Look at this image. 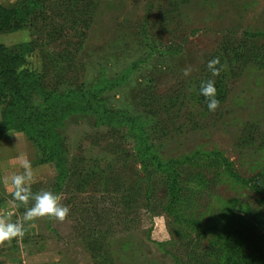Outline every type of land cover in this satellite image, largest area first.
I'll return each mask as SVG.
<instances>
[{
  "label": "rangeland",
  "instance_id": "1",
  "mask_svg": "<svg viewBox=\"0 0 264 264\" xmlns=\"http://www.w3.org/2000/svg\"><path fill=\"white\" fill-rule=\"evenodd\" d=\"M39 1L29 26L0 34V45L23 53L22 70L47 91L111 81L99 99L114 120L74 113L48 160L17 127L2 128L0 100V158L23 157L32 193L69 208L63 222L24 221L26 234L4 245L13 263L230 264L234 242L264 259V0ZM225 49L245 57L228 65L210 112L196 82ZM152 157L177 169V199ZM5 183L4 213L20 221L26 206H13Z\"/></svg>",
  "mask_w": 264,
  "mask_h": 264
},
{
  "label": "trees",
  "instance_id": "2",
  "mask_svg": "<svg viewBox=\"0 0 264 264\" xmlns=\"http://www.w3.org/2000/svg\"><path fill=\"white\" fill-rule=\"evenodd\" d=\"M38 6L42 7L39 0H28L27 4L19 8H11L0 4V34L26 27L28 25L26 18L29 15L35 16L34 9ZM34 19L36 18L32 20ZM19 23L26 25H19ZM228 50L225 49L223 54L218 53V56L215 54L211 58H219L220 64L217 65L218 68L224 66L219 76L212 79V75L207 67L203 70L201 79L196 82L198 100L205 102V98L200 94V86L202 82L210 79L215 82L216 98L219 102L222 100L221 90L223 81L228 74V65L232 61L245 57L243 49H237L231 57L227 58L226 54H228ZM23 55V53L15 54L5 46L0 45V100L2 99V103L6 102L7 105L2 121V128L4 130L17 127L37 144L48 160H56L55 157L59 156L60 153V130L68 117L74 113H96L103 118L107 117L108 121L114 120L111 118V115H107L106 105L99 99L100 94L108 88L107 85L111 81L102 79V83L91 84L86 89L66 88L62 91H47L39 87L36 75L27 74L22 70L26 63ZM33 96L34 100L31 103L30 100ZM117 116L115 115V117ZM149 149V147L143 145V150ZM150 160V166L155 170H161L167 175L170 200L177 199L179 186L177 185V169L171 163H162L155 157H152ZM229 174L237 181L248 183V181L244 182L239 179L232 171H229ZM261 176L263 177V175ZM257 179L258 177L255 178V180ZM260 183L261 181L257 185ZM24 234H26L25 230ZM239 245V243L234 242L230 245V249H228L230 252L229 256L232 259L230 264H264V259L253 260L252 255H247L242 248H238Z\"/></svg>",
  "mask_w": 264,
  "mask_h": 264
},
{
  "label": "clouds",
  "instance_id": "3",
  "mask_svg": "<svg viewBox=\"0 0 264 264\" xmlns=\"http://www.w3.org/2000/svg\"><path fill=\"white\" fill-rule=\"evenodd\" d=\"M220 64L219 58H213L207 62V69L213 77L219 76L224 66L217 67ZM191 69L186 68L183 71L184 76L190 75ZM200 94L205 98L207 109L215 112L219 107V100L216 98V88L214 80L202 82L200 86ZM21 159V167L24 172L22 174L13 175L11 177V185L14 189V200L19 202L14 207L20 205L26 206V211L22 220L10 222L8 213H0V246L5 245L17 237L24 235V221H34L42 217L54 218L59 222L65 221L69 214V208L60 203V197L54 195L50 191H41L33 194L31 184L34 183V173L30 163L23 157ZM30 201H33L31 207H27Z\"/></svg>",
  "mask_w": 264,
  "mask_h": 264
},
{
  "label": "crops",
  "instance_id": "4",
  "mask_svg": "<svg viewBox=\"0 0 264 264\" xmlns=\"http://www.w3.org/2000/svg\"><path fill=\"white\" fill-rule=\"evenodd\" d=\"M3 45V43L1 44ZM2 155V154H1ZM6 160V161H5ZM20 159H2L0 158V213H4V186L5 181L11 179V172L16 165L21 167ZM13 254L6 250L4 245L0 246V264H14ZM17 264V263H16Z\"/></svg>",
  "mask_w": 264,
  "mask_h": 264
}]
</instances>
